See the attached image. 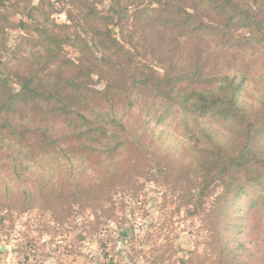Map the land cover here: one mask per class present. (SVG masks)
I'll return each mask as SVG.
<instances>
[{
  "label": "trees",
  "instance_id": "obj_1",
  "mask_svg": "<svg viewBox=\"0 0 264 264\" xmlns=\"http://www.w3.org/2000/svg\"><path fill=\"white\" fill-rule=\"evenodd\" d=\"M113 1L107 13L99 8L104 0H56L62 7L51 5L50 12L41 2L28 14L33 25L20 22L36 37L21 40L29 53L21 55L26 69L14 72L19 89L0 75V208L26 211L40 199L60 222L76 205L84 209L106 197L112 201L114 188L138 177L140 172L131 171L161 151L166 164L199 179L184 191L186 205L194 208L190 213H197L212 187L223 190L213 227L218 241L228 231L235 243L242 222L232 214L242 212L239 199L248 197L244 210L264 204V196L254 198L264 189V80L251 103L244 95L246 73L232 68L211 78L197 66L178 65L161 35L147 40L155 44L150 42L149 53L163 73L153 64L139 65L135 36L123 40L113 29L115 16L122 21L128 6ZM198 1L188 12L178 0L184 16L159 24L146 18V23L163 36L167 29L191 27L204 35L210 26L201 21V11L207 5L223 19L217 29L229 41L264 49L263 15L240 0ZM155 3L164 4L151 0L150 5ZM165 5L174 12L173 0ZM54 13H64L67 22L51 19ZM149 13L140 9L134 16ZM241 29L248 35L234 39ZM66 46L75 48L78 58L68 57ZM136 115L144 117L141 124ZM233 252L227 253L240 260Z\"/></svg>",
  "mask_w": 264,
  "mask_h": 264
},
{
  "label": "rangeland",
  "instance_id": "obj_2",
  "mask_svg": "<svg viewBox=\"0 0 264 264\" xmlns=\"http://www.w3.org/2000/svg\"><path fill=\"white\" fill-rule=\"evenodd\" d=\"M169 1L150 5L151 0H123L122 4L128 6L127 15L119 22L115 16L113 29L116 34L123 40L135 36L132 41L139 47V65L153 64L152 67L163 73L158 65H154L156 58L149 53L151 41L147 40L149 35L152 39L161 35L164 47L171 48L178 65L182 62L186 64L184 66H197L211 78L232 68L239 74L246 73L249 81L244 95L249 102H257L263 84L260 80H264V49L260 45L240 47L233 40L229 41L228 36L217 29L223 19L206 8L207 5L201 11V21L210 26L204 35L191 27L175 33L167 29L163 36L148 26L145 19H153L159 24L166 17L184 16L178 0H173L175 13L165 5ZM241 1L264 16V0ZM40 3L48 12L51 5L62 7L56 0H0V75L7 76L17 90L19 85L14 72L26 69L21 55L29 53V47H22L21 40L36 37L34 31L24 30L20 22L33 25L28 14ZM180 3L186 11L192 12L199 1L180 0ZM113 5V0H104L99 8L107 13ZM140 9L150 13L141 19L135 17V12ZM50 18L58 23L67 22L64 13H54ZM36 19L43 20L42 17ZM248 33L241 29L233 33V37L239 39ZM151 45L155 44L151 42ZM65 52L73 59L79 56L73 47L66 46ZM179 55L182 61L178 59ZM143 118L136 115L139 124ZM147 138L146 141H150V137ZM159 160L163 162L159 163ZM164 160V154L158 151L142 168L131 171V175L140 172L138 177L114 188L112 201L106 197L107 200L84 209L76 205L71 216L60 222L55 220L52 211L44 209L40 199L26 211L9 210L6 205L0 208V264H264L262 201L254 203L253 209L244 210L248 197L240 198L237 208L242 212L232 214V218L241 216L237 241L234 243L233 232L228 231L224 241H218L213 227V210L217 196L223 190L212 187L202 199L197 213H190L194 208L186 205L184 191L199 179L193 171L183 175V169L172 168ZM262 196L264 189L254 198ZM61 216L65 218L66 212ZM238 244L241 248L236 247ZM230 249L240 256V260L228 255Z\"/></svg>",
  "mask_w": 264,
  "mask_h": 264
}]
</instances>
